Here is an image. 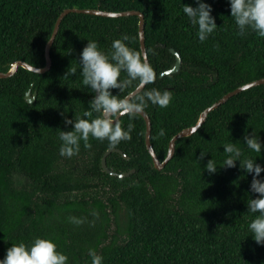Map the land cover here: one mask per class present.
Returning a JSON list of instances; mask_svg holds the SVG:
<instances>
[{
    "label": "trees",
    "instance_id": "16d2710c",
    "mask_svg": "<svg viewBox=\"0 0 264 264\" xmlns=\"http://www.w3.org/2000/svg\"><path fill=\"white\" fill-rule=\"evenodd\" d=\"M204 2L211 5L218 27L201 43L182 11L183 4L195 7V0H0V71L16 60L43 66L46 43L65 8L141 11L156 79L136 95L152 88L173 93L168 107L149 103L144 109L151 145L162 161L171 138L193 125L204 108L264 77V38L235 34L228 0ZM122 34L141 51L138 16L70 12L50 48L49 70L19 67L0 78V259L11 244L40 236L53 238L68 264H91L89 249L104 257L103 264H264V244H256L247 230V202L257 195L249 190L251 173L239 161L212 174L205 168L211 158L223 162L222 144L229 141L245 155H259L247 149L243 137L253 131L264 142V84L209 112L193 134L176 140L174 155L161 170L152 164L140 114L131 118L130 140L111 145L90 137V148L81 142L77 155L60 156L58 129H71L61 113L82 115L95 95L81 85L79 69L67 80L64 74L77 65L87 40H97L107 52ZM170 48L181 58L180 69L160 77L175 63ZM125 76L121 73V79ZM138 85L111 91L124 96ZM28 90L36 92L34 102L25 100ZM120 119L124 126L130 121L127 114ZM108 148L128 157L109 153L111 170L134 172L125 177L105 172L101 160ZM201 151H206L203 158ZM256 160L264 165V148ZM69 217L84 222L77 225Z\"/></svg>",
    "mask_w": 264,
    "mask_h": 264
},
{
    "label": "clouds",
    "instance_id": "9594fccd",
    "mask_svg": "<svg viewBox=\"0 0 264 264\" xmlns=\"http://www.w3.org/2000/svg\"><path fill=\"white\" fill-rule=\"evenodd\" d=\"M228 4L237 36L243 37L249 32H254L259 38H264V0H228ZM183 5L184 15L189 24L197 29L196 36L199 42L204 43L218 27L211 14V5L204 0H195V7ZM129 40L128 35L122 34L112 41L107 52L100 47L97 40H87L80 52L77 65L68 67L63 77L67 80L79 69L81 85L87 86L95 95L82 115L68 118L61 113L64 125H71V129H58L60 156L71 158L77 155L81 142L85 148H90V137L99 141L107 140L111 145L130 140L135 128L131 118L142 112L149 103L160 108H166L171 103L173 93L167 89L161 91L152 88L139 95L120 96L112 93V89H119L121 92L133 82L147 85L154 83L156 79V72L146 59L147 53L130 47ZM121 73H126L123 79ZM126 114L130 121L124 126L120 118ZM158 134L163 136L165 130L161 128ZM243 141L247 149L259 154L256 157L260 156L264 142L257 133L252 131L243 137ZM222 146L225 154L223 162L218 165L211 158L205 168L212 174L217 171L218 166L231 168L239 161L240 167L251 173L249 190L257 195L247 202V212L251 217L247 230L256 244H264V177L260 175L264 172V165L258 163L256 157L245 155L244 150L232 141L225 142ZM205 153L206 151H201V158ZM93 215L98 216V213L93 212ZM68 219L77 225L84 222V218ZM88 255L91 257V264H103L104 257L95 250L89 249ZM68 260V256L57 249L53 238L37 236L27 244L24 241L11 244L4 257L0 259V264H68Z\"/></svg>",
    "mask_w": 264,
    "mask_h": 264
},
{
    "label": "water",
    "instance_id": "95a60500",
    "mask_svg": "<svg viewBox=\"0 0 264 264\" xmlns=\"http://www.w3.org/2000/svg\"><path fill=\"white\" fill-rule=\"evenodd\" d=\"M70 12H79V13H86V14H92V15H98V16H107V17H118V16H128V15L138 16L139 17V38H140L141 52H146L145 38H144V14L141 11L136 10V9L122 10V11H111V10H102L99 8H73V7L69 8L68 7V8L63 9L60 12V14L58 15V17L56 18V21H55V24L53 27V31H52L51 36H50V38L47 41L46 46H45V64L43 66H32L31 64H29L25 61L16 60L10 64L9 69L7 71H0V78L12 76L13 74L16 73V71L18 70L19 67H23L27 70H30V71H33L36 73H43V72H46L47 70H49L51 67V64H52V60H51V56H50V48H51L52 43L55 39V36L58 32V29H59V26H60L62 19L64 18L65 15H67ZM170 52L175 55V58H176L175 63L171 68L161 72L160 77L167 75V74L176 73L180 69L181 58H180L179 54L175 51L174 48H170ZM146 59L148 60V56H146ZM260 84H264V77L238 86L234 90L229 91L228 93L223 95L220 99H218L216 102H214L210 106H207L206 108H204L201 111V113L199 114L197 121L193 125L183 128L182 130H180L178 133H176L171 138L169 145H168V151H167L166 157L162 161L156 155V153H155V151L151 145V142H150L151 121H150L149 116L147 115V113L144 110L142 112L138 113L145 120V124H146L145 144H146V147H147L149 154L151 155L153 166L156 169L161 170L165 166V164L173 157L174 152H175L176 140L181 138V137H185V136H189V135L193 134L203 124V122L205 121L207 114L209 112H211L212 110H214L215 108H217L218 106H220L221 104L226 102L230 97L240 93L243 90L249 89L251 87H254V86H257ZM144 87H145V85L139 84L134 90H132L128 94H138L141 90H143ZM35 97H36V92H34L33 95H31L30 90H28L25 94V100L28 103L34 102ZM112 151L119 152V153L123 154V156L125 158H128L120 149L108 148L105 151V153L103 154L102 160H101L103 170L105 172H107L113 176H117V177H125V176H129L131 173H133L134 169H131L127 172H118V171L111 170L107 166L106 158H107L108 154L111 153Z\"/></svg>",
    "mask_w": 264,
    "mask_h": 264
},
{
    "label": "rangeland",
    "instance_id": "374dc122",
    "mask_svg": "<svg viewBox=\"0 0 264 264\" xmlns=\"http://www.w3.org/2000/svg\"><path fill=\"white\" fill-rule=\"evenodd\" d=\"M20 180L22 181V180H23V178H22V177H20Z\"/></svg>",
    "mask_w": 264,
    "mask_h": 264
}]
</instances>
